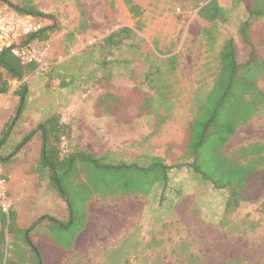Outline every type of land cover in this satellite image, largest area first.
<instances>
[{
	"label": "rangeland",
	"instance_id": "1",
	"mask_svg": "<svg viewBox=\"0 0 264 264\" xmlns=\"http://www.w3.org/2000/svg\"><path fill=\"white\" fill-rule=\"evenodd\" d=\"M204 1L142 0L147 29L143 35L154 37L162 52L179 58V70L169 79V100L164 106L156 104L166 116L157 128L153 116L139 115L143 100L134 90L138 83L129 79L133 67H120L112 81L106 76L97 82L92 75L93 56L78 58L114 30L135 26L124 0H0L2 11L26 2L42 15L33 16L31 22L47 18L56 23L43 40L33 39L38 48L49 45L56 52L59 42L71 40L70 49L63 45L66 52L55 55L62 58L55 60L50 71H36L22 83L15 81L8 94L0 95V144L5 129L14 127L0 145V159L12 155L10 160L0 161V173L8 183L18 226L26 235L34 229L30 238L38 251L36 257L24 238L6 232L8 254L17 252L16 248L18 253L26 249L36 264H264V216L255 212L264 201V186L249 194L245 204L226 210L227 195L206 188L185 167L186 133L199 102L216 81L220 48L226 39L238 42L239 27L247 19L237 0H221L229 22L219 26L216 42H206L198 15ZM259 19L254 23V38H260L264 30V17ZM104 75L100 72L98 77ZM260 84L264 88V76ZM20 86L26 87V104L16 117ZM114 104L119 105L118 110L108 111ZM53 114H59L75 132L62 145L65 153H111L117 160L163 157L174 167L168 200L160 204V186L148 197L103 199L95 194L89 204L84 192L78 199H70L69 211L70 197L59 194L38 167L40 134L23 145L24 138ZM256 143L264 146V112L240 127L226 150L233 153ZM18 146L21 148L14 154ZM86 213H90V221L83 228ZM44 218L60 223L56 235L45 228L35 229ZM157 235L186 239V243L180 246L177 242L170 249L160 246Z\"/></svg>",
	"mask_w": 264,
	"mask_h": 264
},
{
	"label": "trees",
	"instance_id": "2",
	"mask_svg": "<svg viewBox=\"0 0 264 264\" xmlns=\"http://www.w3.org/2000/svg\"><path fill=\"white\" fill-rule=\"evenodd\" d=\"M124 2L135 26L114 30L104 37L99 45L89 46L78 58L93 56L92 75L97 82L106 76L110 82L120 67H133L129 79L138 83L134 90L143 100L139 115L153 116L156 127L160 128L166 116L159 112L156 104L164 106L169 100V79L179 70V58L177 55L162 52L154 37L143 35L147 29L142 0ZM237 2L243 6L247 19L239 27L238 42L233 38L223 42L218 56L219 72L216 81L199 102L195 117L186 133L188 161L185 167L200 177L203 186L227 195L226 210L245 204L249 200V194L261 190L264 186V146L261 143L249 144L250 146L233 153L226 150L227 144L238 129L264 112V99L259 98H264V88L260 84L264 76V30H261L260 38L253 37L254 23L264 17V0ZM10 8L24 15L42 16L30 3H18ZM198 15L203 22V39L209 43L216 42L219 26H226L229 22L227 9L221 0H205ZM54 27L56 23L51 29ZM51 29H45L32 38L43 40V35H47ZM70 42L71 40H65L62 44L59 42L55 55L66 52L63 45L70 49ZM124 54H127L125 58L122 57ZM35 71V65H25L12 53L4 52L0 56V95L8 94L15 81L22 83ZM100 72L105 75L98 77ZM25 90V86H20L17 90L21 102L16 117L23 113L26 104ZM118 107V104H114L107 110L116 111ZM13 128L9 125L5 129L2 143L8 140ZM36 133L40 134L42 139L38 167L59 194L70 197L67 199L68 205L71 198L78 199L84 192L88 193L89 204L95 194L103 199L148 197L157 186L161 187L160 204L168 200V185L174 167L163 157L137 156L130 160H117L111 153L100 156L86 150L65 153L62 145L66 140H70L75 132L71 126L62 122L59 114H53L41 123L36 132L24 138L23 145L31 141ZM20 148L18 146L14 154H17ZM11 156L0 161L10 160ZM71 207L69 205V211ZM255 212L264 216V201L256 207ZM86 222L87 213L84 215L83 228ZM0 224V264H36L26 249L22 253H18V248L17 252L13 251L12 254L6 251V232L17 238H24L25 245L32 246L30 233L34 229L26 235V231L18 226L17 213L11 210L9 214H5L1 208ZM38 228H45L47 232L52 231L56 235L61 226L51 218H44L35 227ZM36 248L32 246L31 250L37 257L38 251H34Z\"/></svg>",
	"mask_w": 264,
	"mask_h": 264
},
{
	"label": "built area",
	"instance_id": "3",
	"mask_svg": "<svg viewBox=\"0 0 264 264\" xmlns=\"http://www.w3.org/2000/svg\"><path fill=\"white\" fill-rule=\"evenodd\" d=\"M32 17L14 9L0 10V56L8 51L23 64L35 65L36 71L48 72L54 67L55 60L60 61L62 57H56L53 47L49 45L40 48L35 46L32 37L45 29H51L55 23L47 18L31 22ZM7 186L6 179L0 173V208L5 214L12 210Z\"/></svg>",
	"mask_w": 264,
	"mask_h": 264
},
{
	"label": "crops",
	"instance_id": "4",
	"mask_svg": "<svg viewBox=\"0 0 264 264\" xmlns=\"http://www.w3.org/2000/svg\"><path fill=\"white\" fill-rule=\"evenodd\" d=\"M159 206H160V204H159ZM89 221H90V213H87V223H86L87 225H88V222ZM87 225H86V227H87ZM185 241H186V239H175L174 236H168V237H166V239H162L161 236L157 235V242H161V245L160 246H165V247L170 248V249L171 248L172 249L173 248H176L177 247V242H179L180 243V246H182L183 244L186 243ZM171 253H172V250H171ZM164 261H166V260H164Z\"/></svg>",
	"mask_w": 264,
	"mask_h": 264
}]
</instances>
